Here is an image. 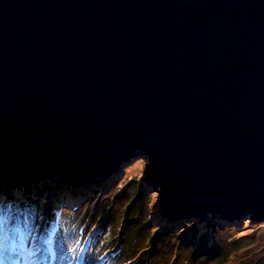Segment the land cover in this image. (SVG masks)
<instances>
[{
  "label": "water",
  "instance_id": "1",
  "mask_svg": "<svg viewBox=\"0 0 264 264\" xmlns=\"http://www.w3.org/2000/svg\"><path fill=\"white\" fill-rule=\"evenodd\" d=\"M141 155L168 219L264 216V0H0L13 183Z\"/></svg>",
  "mask_w": 264,
  "mask_h": 264
},
{
  "label": "rangeland",
  "instance_id": "2",
  "mask_svg": "<svg viewBox=\"0 0 264 264\" xmlns=\"http://www.w3.org/2000/svg\"><path fill=\"white\" fill-rule=\"evenodd\" d=\"M9 174L0 163V240L25 229V218L30 231L23 240L26 259L17 253L7 264H40L41 252L31 249L39 237L38 248L51 249L42 251L43 261L54 264H264V216L168 219L157 188L146 182L142 155L85 188L54 181L52 189L46 182L45 189L23 190ZM178 219L182 227L196 225L181 231ZM74 246L76 252L68 251Z\"/></svg>",
  "mask_w": 264,
  "mask_h": 264
},
{
  "label": "snow or ice",
  "instance_id": "3",
  "mask_svg": "<svg viewBox=\"0 0 264 264\" xmlns=\"http://www.w3.org/2000/svg\"><path fill=\"white\" fill-rule=\"evenodd\" d=\"M27 225H28V221L27 218H25V229L16 228L12 231L10 235L9 234L4 235L3 239L0 240V264H3V260L5 259V257L2 255L3 251H6L9 247L13 251L17 249H20L21 251L23 250V240L26 237V231H30L27 229ZM33 239H35V237ZM45 250L51 252V249H40V248L36 249L37 252L45 251ZM80 250L83 251L82 248ZM68 251L76 252V247L74 246L68 249ZM32 254L35 255V253Z\"/></svg>",
  "mask_w": 264,
  "mask_h": 264
},
{
  "label": "bare ground",
  "instance_id": "4",
  "mask_svg": "<svg viewBox=\"0 0 264 264\" xmlns=\"http://www.w3.org/2000/svg\"><path fill=\"white\" fill-rule=\"evenodd\" d=\"M40 181H43V183H41ZM40 181H38V180H36V181H23V182H19L20 183V186L21 187H23V186H30L31 187V189L32 190H35V189H37V183H40L41 184V187L44 185L45 187H46V181H52V182H56V184H60V183H63L64 185H65V187L66 186H68V188H70V189H72V188H74V189H76V188H79V187H74L73 185H71V184H69V183H64V182H60V181H56V179H54V180H45V179H43V180H40ZM103 182V181H102ZM101 182V183H102ZM100 183V184H101ZM91 184H93V185H98V183L97 182H95V183H91ZM50 186L51 185V183H47V186ZM48 188V187H47ZM53 187L52 186H50V189H52ZM80 188H85V186L84 187H80ZM23 190H26L25 188L23 189ZM28 194V193H27ZM50 205H51V203H50ZM16 256H18V254H16ZM24 260H25V257H24ZM21 261H23V260H21ZM46 261V263L48 262V260H45Z\"/></svg>",
  "mask_w": 264,
  "mask_h": 264
},
{
  "label": "trees",
  "instance_id": "5",
  "mask_svg": "<svg viewBox=\"0 0 264 264\" xmlns=\"http://www.w3.org/2000/svg\"><path fill=\"white\" fill-rule=\"evenodd\" d=\"M9 173V172H8ZM10 175V174H9ZM45 180H50V179H45ZM41 183H43V181H40ZM46 182H48V181H46ZM51 185H52V183H51ZM50 185V186H51ZM37 186L38 187H41V184L40 183H37ZM24 187H27V188H31L30 186H23V188ZM46 187H44V189H45ZM71 196H73V195H71ZM70 196V197H71ZM54 198H56V197H54ZM49 207H50V204H49ZM252 216H254V214H251ZM207 217H205L204 219H206ZM236 217H234V219H235ZM254 218H259V217H257V216H254ZM184 220L183 219H181V220H177V221H175V223L174 224H177L178 225V227L177 228H180V229H182L181 231H185V230H187V229H189V228H191V227H193V226H195L196 224L195 223H188V224H186L185 226H183L182 227V222H183ZM225 222H227V221H223V223L222 224H224ZM231 226V225H230ZM170 229H171V227H170ZM172 230H173V232H176L175 230H176V227H174V228H172Z\"/></svg>",
  "mask_w": 264,
  "mask_h": 264
}]
</instances>
